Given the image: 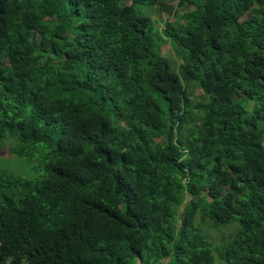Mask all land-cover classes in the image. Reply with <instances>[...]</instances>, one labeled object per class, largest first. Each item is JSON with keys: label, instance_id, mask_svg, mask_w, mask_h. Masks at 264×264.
I'll return each mask as SVG.
<instances>
[{"label": "trees", "instance_id": "16d2710c", "mask_svg": "<svg viewBox=\"0 0 264 264\" xmlns=\"http://www.w3.org/2000/svg\"><path fill=\"white\" fill-rule=\"evenodd\" d=\"M12 139L0 264H264V0H0Z\"/></svg>", "mask_w": 264, "mask_h": 264}, {"label": "rangeland", "instance_id": "374dc122", "mask_svg": "<svg viewBox=\"0 0 264 264\" xmlns=\"http://www.w3.org/2000/svg\"><path fill=\"white\" fill-rule=\"evenodd\" d=\"M131 4V2H129ZM138 12L140 9H143V6L136 8ZM192 8H183L178 13L179 15L183 14L184 11H190ZM154 24L156 27H159L161 30L165 29L166 21L171 22L172 24H176L178 18L175 15H170L168 12H162L160 14L152 15ZM183 22V21H182ZM162 52L165 56L169 57L175 64L178 62V58L176 57L175 53L173 52V48L170 43H164L162 47ZM202 93L201 91H197L193 95V99L197 101L202 100ZM12 142V143H11ZM15 144L14 139L12 141H8L5 143V146L0 150V161L2 162L1 165L6 167L9 171L15 173L16 175L23 176L27 179H33L37 174L34 170L33 166L30 163H27L24 159L20 157H15V155L11 152L10 148L13 147ZM206 232L209 234L210 239L217 244L219 242L220 237H228L231 235L235 230L236 226H228V227H218L217 229H213L208 225L205 226ZM23 264H26L25 262Z\"/></svg>", "mask_w": 264, "mask_h": 264}]
</instances>
